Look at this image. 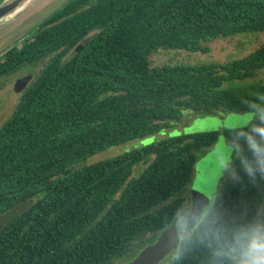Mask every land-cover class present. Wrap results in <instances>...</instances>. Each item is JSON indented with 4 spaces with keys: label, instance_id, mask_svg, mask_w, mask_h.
I'll return each instance as SVG.
<instances>
[{
    "label": "trees",
    "instance_id": "16d2710c",
    "mask_svg": "<svg viewBox=\"0 0 264 264\" xmlns=\"http://www.w3.org/2000/svg\"><path fill=\"white\" fill-rule=\"evenodd\" d=\"M257 32L264 0H69L22 46L4 51L0 78L46 62L0 127V215L28 205L0 231V264H114L154 242L185 203L196 160L219 136L170 130L199 114L257 107L249 90L264 93V84L237 83L264 69V43L225 64L152 58L208 53L204 43ZM157 134L166 135L86 163ZM235 170L237 184L160 264H218L217 234L255 219L264 171L250 147Z\"/></svg>",
    "mask_w": 264,
    "mask_h": 264
},
{
    "label": "rangeland",
    "instance_id": "374dc122",
    "mask_svg": "<svg viewBox=\"0 0 264 264\" xmlns=\"http://www.w3.org/2000/svg\"><path fill=\"white\" fill-rule=\"evenodd\" d=\"M6 1L8 0H2L1 2L5 3ZM24 1V3L28 4L26 5L27 7H24V11L26 12L32 10L33 6L44 2V0ZM23 4H21V6H23ZM22 9L23 7L20 11H22ZM263 43L264 32H257L234 36L226 39H215L208 43H204L205 46L209 47L210 51L208 53H186L179 51L177 52V50H170V52L165 51L156 53L152 59L155 63L172 61V63L183 62L190 64H225L231 60L243 58L246 55H249ZM42 65L43 63L40 62L32 68L35 71H39ZM16 77L17 76L15 74L6 78H0V127L10 117L13 109L16 107L19 101V93L15 92L13 87ZM254 83L264 84V69L260 70L256 77L247 78L243 81H239L237 84L240 85L241 88H245L247 85L248 88L249 84ZM249 91L251 94L260 97V103L258 104V107H261V109L258 110L259 112H262L261 110L264 107V93L261 91ZM258 116L259 113L254 108L241 113L219 112L211 114H199L190 120L184 119V121H182L178 127L176 126L170 130V135L206 131H217L219 133L218 139L210 147L203 150L196 160L190 180L182 190V195L185 196L186 201L182 205V208L179 212L184 213L187 216L186 218L181 217L179 219L177 228L184 231L183 236L191 233L197 227L200 221L210 212L214 202L217 199V196L223 190V185L228 181H231L232 174L230 173L229 168H231L233 160L239 154L240 150L249 147V141L246 142V145L244 140L235 141L238 134H224V132L228 130L244 128L252 122H255L258 119ZM249 132H251L249 128L244 131L245 137H247ZM165 135L166 134H157L153 137L147 136L125 143L121 146L108 148L99 152L98 154L91 156L86 163L91 164L106 158H110L130 149L151 143L155 139H160ZM261 142L263 143L264 141ZM144 167L145 166L142 163L134 166L132 170V176L137 177L143 171ZM23 206L24 203H20L8 210L10 212V216L15 217L25 210L26 208ZM259 215L261 216L258 218L260 219L261 217V220H264V208H260ZM144 246H146V243L141 244V246H134L132 248V252L127 255L126 260H119L114 264L127 263L128 261L132 260Z\"/></svg>",
    "mask_w": 264,
    "mask_h": 264
},
{
    "label": "water",
    "instance_id": "95a60500",
    "mask_svg": "<svg viewBox=\"0 0 264 264\" xmlns=\"http://www.w3.org/2000/svg\"><path fill=\"white\" fill-rule=\"evenodd\" d=\"M68 1L69 0H44L43 3L33 6L32 10L29 12L24 11V7L28 5L24 3V0H8L5 3L1 2L0 31H2L0 32V51L6 49L17 40L33 31L39 24L60 10ZM21 4H23V6H21ZM22 7L23 9L20 11ZM81 48L82 45H79L76 51H79ZM33 75L34 74L31 73L17 80L14 85V91L17 93L23 91L27 83L31 81ZM23 207L27 209L28 205L24 203ZM25 210L15 217L10 216L9 211L1 215L0 231ZM186 216V214L179 212L178 215L174 217L171 225L163 229L157 235L154 242L144 246L132 260L125 264H160L166 257L178 249L184 231L177 228V223L181 217L186 218Z\"/></svg>",
    "mask_w": 264,
    "mask_h": 264
},
{
    "label": "clouds",
    "instance_id": "9594fccd",
    "mask_svg": "<svg viewBox=\"0 0 264 264\" xmlns=\"http://www.w3.org/2000/svg\"><path fill=\"white\" fill-rule=\"evenodd\" d=\"M260 119L264 120V115ZM246 138L259 169L264 171V124L254 126ZM215 255L218 264H264V220L256 218L221 230L216 236Z\"/></svg>",
    "mask_w": 264,
    "mask_h": 264
},
{
    "label": "flooded vegetation",
    "instance_id": "af4514ba",
    "mask_svg": "<svg viewBox=\"0 0 264 264\" xmlns=\"http://www.w3.org/2000/svg\"><path fill=\"white\" fill-rule=\"evenodd\" d=\"M50 18V17H49ZM48 18V19H49ZM46 21V20H45ZM45 21H43L42 23H44ZM41 23V24H42ZM41 24H39L33 31H31V32H29L28 34H26L25 36H23L22 38H20L19 40H17L15 43H13L12 45H10L9 47H7L6 49H4V50H1L0 51V58H2V54H3V52L4 51H6V50H8V49H10V48H12V47H20V46H22V44L24 43V41L26 40V39H28L29 37H31L36 31H37V29L41 26ZM40 62H42L43 63V65H44V63L46 62V59L44 58V59H42L41 61H38V62H36L35 64H31V65H29L28 67H23L22 69H20V70H18V71H15L14 73H12V74H10V75H8V76H6V77H9V76H12V75H15L16 74V78H15V82L17 81V80H19V79H21V78H24V77H26V76H28L29 74H31V73H33L34 75H33V77H32V79H31V81H29L28 83H27V85H26V87H25V89L23 90V91H21V92H19V96H21L22 95V93L26 90V88L29 86V84L32 82V80L36 77V75H37V73L40 71H35V70H33V66H35L37 63H40ZM42 65V66H43ZM6 77H2V78H6ZM14 82V83H15ZM15 85V84H14ZM14 87V86H13ZM20 98V97H19ZM250 109H252V107H249ZM254 109L259 113V116H258V119L255 121V122H252L251 124H249L248 126H246V127H244V128H241V129H234V130H228V131H226V132H224V134H231V133H236V134H238V136H239V138H238V136L236 137V140L235 141H237V140H244V142H245V145L247 144L246 142H248V139L245 137V133H244V131L245 130H247L248 128L252 131V129H253V127L254 126H256V125H259V124H264V120H261L260 119V117L262 116V115H264V107L262 108V112H259V110L258 109H261V107H254ZM13 111H14V109H13ZM255 117V116H254ZM256 118V117H255ZM236 130V131H235ZM223 134V135H224ZM224 137V136H223ZM217 139H218V136H217ZM216 139V140H217ZM264 143V142H263ZM249 147H247V148H245V149H242V150H240V152L241 151H243V150H246V149H248ZM240 152H239V154H240ZM239 154L235 157V159L233 160V162H232V165H231V168H229V170H230V173L232 174V176H231V181H228L226 184H224L223 185V190L221 191V193L217 196V199H218V197L219 196H221L224 192H226V190H232V188L237 184V182H238V174H237V172H236V170H235V161H236V159L239 157ZM262 190H264V188L262 189ZM216 199V200H217ZM263 200H264V197H263V199H262V201L260 202V204H259V208H258V211H257V215H256V217H255V219L256 218H258L259 216H261V215H259V212H260V208L262 207V208H264V202H263ZM216 202V201H215ZM214 202V203H215ZM260 219H261V217H260Z\"/></svg>",
    "mask_w": 264,
    "mask_h": 264
}]
</instances>
